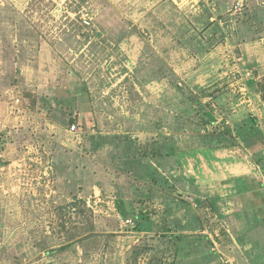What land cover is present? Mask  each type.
Returning a JSON list of instances; mask_svg holds the SVG:
<instances>
[{
  "label": "rangeland",
  "instance_id": "374dc122",
  "mask_svg": "<svg viewBox=\"0 0 264 264\" xmlns=\"http://www.w3.org/2000/svg\"><path fill=\"white\" fill-rule=\"evenodd\" d=\"M263 164L264 0H0V264L264 258Z\"/></svg>",
  "mask_w": 264,
  "mask_h": 264
},
{
  "label": "crops",
  "instance_id": "0c3cea01",
  "mask_svg": "<svg viewBox=\"0 0 264 264\" xmlns=\"http://www.w3.org/2000/svg\"><path fill=\"white\" fill-rule=\"evenodd\" d=\"M242 206V205H241ZM259 211V210H258ZM253 227H255L254 229L250 230L249 232H246L247 234H250V232H252V234L257 231H255L256 229L258 230V232L256 233V236L254 235V237L251 239V238H248L247 241L245 242L246 243V246L245 249H240L241 250V254H245L244 252L242 251H246L249 253H252V251L254 250H257L258 249V245H262L261 247H264V235H262L264 233V231H261L264 229V220H262L261 222L259 221L258 223L255 222L254 225H252ZM252 228V227H251ZM250 228V229H251ZM249 229V228H248ZM245 233V234H246ZM261 233V234H260ZM246 234V235H247ZM262 235V236H261ZM259 243V244H258ZM246 255V254H245ZM253 256V253L250 254L249 256ZM235 260V263L236 264H264V258H261L259 256H255V258L253 259H239V260Z\"/></svg>",
  "mask_w": 264,
  "mask_h": 264
},
{
  "label": "built area",
  "instance_id": "2783aa9c",
  "mask_svg": "<svg viewBox=\"0 0 264 264\" xmlns=\"http://www.w3.org/2000/svg\"><path fill=\"white\" fill-rule=\"evenodd\" d=\"M71 129H72V130L75 129V124H72Z\"/></svg>",
  "mask_w": 264,
  "mask_h": 264
},
{
  "label": "trees",
  "instance_id": "16d2710c",
  "mask_svg": "<svg viewBox=\"0 0 264 264\" xmlns=\"http://www.w3.org/2000/svg\"><path fill=\"white\" fill-rule=\"evenodd\" d=\"M263 170H264V164H263ZM210 257H208V259H209Z\"/></svg>",
  "mask_w": 264,
  "mask_h": 264
}]
</instances>
